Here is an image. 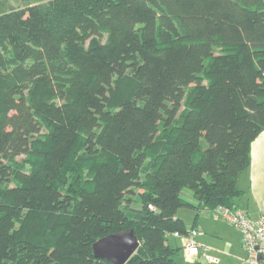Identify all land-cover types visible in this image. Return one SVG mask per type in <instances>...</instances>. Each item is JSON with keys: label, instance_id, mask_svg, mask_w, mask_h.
<instances>
[{"label": "trees", "instance_id": "obj_1", "mask_svg": "<svg viewBox=\"0 0 264 264\" xmlns=\"http://www.w3.org/2000/svg\"><path fill=\"white\" fill-rule=\"evenodd\" d=\"M263 130L264 0L0 11V264H114L94 243L129 229L126 264H204L182 236L242 209Z\"/></svg>", "mask_w": 264, "mask_h": 264}, {"label": "crops", "instance_id": "obj_2", "mask_svg": "<svg viewBox=\"0 0 264 264\" xmlns=\"http://www.w3.org/2000/svg\"><path fill=\"white\" fill-rule=\"evenodd\" d=\"M251 165L242 171L238 178V185L243 190V194L238 198V207L246 210L249 217L258 219L264 215V130L252 142L251 145ZM192 214L194 225L195 212ZM180 216L181 213H180ZM183 217V216H182ZM195 227L201 231L195 236L199 243L209 245L208 253L216 259L207 264H225L219 254L228 253L234 258L229 264H250L246 260V251L243 245V233L232 226L219 215H212L211 211H203ZM178 242L175 246H182L181 240L175 235L172 236ZM189 261L184 248L179 253V260ZM194 260V259H193ZM201 261L202 257H195V262ZM194 262V261H193ZM205 264V263H204Z\"/></svg>", "mask_w": 264, "mask_h": 264}, {"label": "built area", "instance_id": "obj_3", "mask_svg": "<svg viewBox=\"0 0 264 264\" xmlns=\"http://www.w3.org/2000/svg\"><path fill=\"white\" fill-rule=\"evenodd\" d=\"M213 212L230 222L243 233V245L247 262L250 264H264V215H261L258 219H252L242 209L232 210L225 206H218ZM196 234H198V231L194 229L189 236H182L184 249L189 261H195V257L200 253L209 262L216 261L215 257L208 253L210 247L194 239ZM176 235L179 236L178 233Z\"/></svg>", "mask_w": 264, "mask_h": 264}, {"label": "water", "instance_id": "obj_4", "mask_svg": "<svg viewBox=\"0 0 264 264\" xmlns=\"http://www.w3.org/2000/svg\"><path fill=\"white\" fill-rule=\"evenodd\" d=\"M134 229L120 231L100 238L94 243V255L114 264H126L140 247ZM261 258V257H260Z\"/></svg>", "mask_w": 264, "mask_h": 264}, {"label": "rangeland", "instance_id": "obj_5", "mask_svg": "<svg viewBox=\"0 0 264 264\" xmlns=\"http://www.w3.org/2000/svg\"><path fill=\"white\" fill-rule=\"evenodd\" d=\"M47 0H0V11H4V10H9L11 8H22V7H27L29 4L31 3H37V2H45ZM194 211L188 208H182L180 210L181 215L183 216V218H185V220L191 224L192 223V214ZM170 242L173 245H176L178 242L176 241V239H174L172 236H170ZM209 246V245H208ZM185 250V249H184ZM218 257L221 258V260H223V262L225 264H229L232 262V260L234 259L232 257V255H229L228 253L225 254H219ZM177 258H179V255L177 256ZM204 263L207 264V260L205 258H202ZM180 261H183V259L180 258ZM192 262V261H191Z\"/></svg>", "mask_w": 264, "mask_h": 264}]
</instances>
